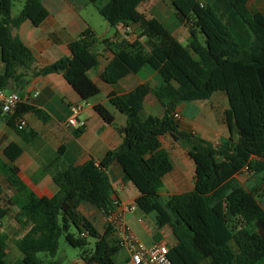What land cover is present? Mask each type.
Wrapping results in <instances>:
<instances>
[{"label": "trees", "instance_id": "trees-1", "mask_svg": "<svg viewBox=\"0 0 264 264\" xmlns=\"http://www.w3.org/2000/svg\"><path fill=\"white\" fill-rule=\"evenodd\" d=\"M85 1L110 26L133 23L141 29L133 42L102 40L113 53L102 80L113 85L150 68L159 74L161 84L151 88L145 83L124 94H109L111 104L127 117L122 143L99 163L89 160L55 173L58 190L50 198L35 195L18 176L14 163L23 152L21 146L12 142L3 149L0 175L16 192L9 195L0 184V264H57L54 258L62 236L69 246L81 250L84 264H117L114 257L123 248L117 231L107 224L101 232L80 210L83 203L104 216L113 209L115 193L108 168L114 161L123 167V182L133 183L139 192L136 206L145 215H155L159 230L170 228L175 242L168 246V256L173 264L264 262V15L250 10V0H167L176 19L166 27L139 10L148 0ZM12 6L13 0H0V49L5 65L1 89L10 79L21 77L18 67L30 68L35 62L20 37L11 35V28L26 20L39 26L49 16L42 0H26L16 18L11 17ZM180 26L188 29V45L173 34ZM98 41L92 30L82 33L69 43L70 56L38 69L35 75L63 73L83 100L97 96L100 88L89 71L99 63L93 50ZM219 91L229 103L223 121L230 130L236 127L238 140L230 136L214 145L181 131L180 119L175 118L178 105L209 100ZM149 93L165 107L163 116L145 111ZM95 110L106 123H114L113 114L103 105H96ZM25 112L48 118L33 106L20 104L9 121L13 128L15 118ZM16 131L25 141L36 136L33 131ZM83 131L75 129L73 134L77 137ZM166 135L189 146L195 181L191 192L163 199L160 189L173 169L161 142ZM62 153L63 147L59 149ZM246 168L262 176L259 189L247 190L237 179ZM13 207L18 209L25 232L15 242L21 258L9 263L8 236L1 226ZM90 237L95 239L93 248ZM39 253L46 257L38 258Z\"/></svg>", "mask_w": 264, "mask_h": 264}, {"label": "crops", "instance_id": "crops-1", "mask_svg": "<svg viewBox=\"0 0 264 264\" xmlns=\"http://www.w3.org/2000/svg\"><path fill=\"white\" fill-rule=\"evenodd\" d=\"M252 2H255L253 6ZM42 3L49 11V16L41 25L35 26L31 21L26 20L19 26L11 28V35L20 37L31 50L35 62L30 68L18 67L17 75L21 77L10 79L4 90L18 93L22 99L21 104L37 108L48 118L43 119L34 112L22 114L27 121L25 131L36 132V136L32 140L25 141L10 125L9 121L12 115H5L0 112V157L5 160L3 149L8 144L12 142L19 144L23 152L14 163L19 169L18 176L35 195L50 198L58 190L53 182L55 173L64 171L70 166L84 164L89 160L99 163L108 151L117 148L122 143L123 134L121 130L126 127L127 117L111 104L109 94L112 92L124 94L145 83L149 84L151 88H156L161 82L155 81L156 72L152 73L148 69H143L136 74L125 76L116 84L105 83L101 75L113 57V53L105 48L102 43L104 38L97 34L94 23L96 20L93 19V14L89 9L90 4L85 0H42ZM262 4H264V0H250L249 8L254 13L260 12L264 15ZM142 6L139 10L144 13L141 9ZM23 7L17 14H14L12 6L11 17H18ZM151 16L157 18L166 27L172 25L176 19L174 11L170 23L165 22L157 14ZM110 27L116 29L115 34L111 33ZM180 27L175 32L177 30L181 32ZM185 28L188 32L187 27ZM89 30H92L99 39L93 46L94 52L99 55V63L96 68L89 71L90 78L100 88V93L97 96L83 100L66 81L63 73L35 75L38 69L52 64L62 57L70 56L69 43ZM140 33L141 29L137 24L110 26L106 22L104 34L109 35L108 38L111 39H127L133 42L138 39ZM4 72L5 65L1 60L0 49V75ZM98 104L103 105L113 114L115 118L113 124L106 123L97 113L95 106ZM74 105H82L79 117L85 121L84 131L77 137L73 134L75 129L66 126V120L70 116V108ZM190 107L193 108L192 113L190 115L191 110H187L189 115L186 116L185 108L189 109ZM144 109L148 114L157 117L163 116L165 112V107L153 93L147 95ZM227 109H229V103L225 93H215L209 100L182 102L177 107L181 117L179 128L181 131L193 133L198 138L214 145H220L223 139L230 136L233 137L234 141H237L236 127L234 126L230 130L223 121V115ZM161 142L163 148L169 152L173 162L172 171L165 176L163 181L162 188H166L165 195L191 192L194 189L195 164L188 154L189 146L182 141L173 140L170 135L162 137ZM61 147H63V153L59 154ZM108 177L113 193H115L114 200H118L122 204L136 205L139 192L133 183L123 182L124 170L119 162L111 163L108 168ZM246 178H250L249 181H246ZM237 179L250 191H253L252 189L256 187L258 181H260V185L262 182V176L255 175L253 172L240 174ZM0 184L9 195L16 192L14 188L8 186L1 175ZM259 187L255 189H259ZM160 194L164 195L161 191ZM83 206L80 207L81 212L90 219L83 211ZM144 215L137 206L134 211L126 215V222L132 232L142 240V237L139 236V229L134 225V222H137L144 230V241H142L145 244L150 245L157 242V239L167 242L166 229L159 230L157 225L154 228L150 227L144 222ZM102 216L107 225V216ZM18 219V209L13 207L9 215L2 221L4 228L1 226V232L8 236V241L14 238L16 242L25 232L24 226V232L18 230L16 226L14 227L17 223L22 224ZM91 221L103 232L104 229H100L93 220ZM73 264H84V262L80 259ZM201 264H209V262L204 261Z\"/></svg>", "mask_w": 264, "mask_h": 264}, {"label": "rangeland", "instance_id": "rangeland-1", "mask_svg": "<svg viewBox=\"0 0 264 264\" xmlns=\"http://www.w3.org/2000/svg\"><path fill=\"white\" fill-rule=\"evenodd\" d=\"M24 2H26V0H13V13L14 14H17V12H19V10L23 7V5L25 4ZM255 4V2L253 3L252 2V6ZM262 9H264V4H262ZM89 9L91 11V13L93 14V19L96 20L94 21L95 23V26H96V31H97V34H99L101 37H103L104 39L105 38H108L109 35H105V29H106V21L105 19L99 14L97 8L90 4L89 6ZM142 11L146 14H148L149 16L151 15H159L165 22H168L170 23L171 21V18H172V13H173V9L170 5V1H167V0H148V2H146L143 6H142ZM110 31L111 33L115 34L116 33V29L115 28H112L110 27ZM181 29V32L180 31H176L175 32V36L181 40L185 45H188V32L186 30L185 27H180ZM98 35V36H99ZM150 70V72H154L153 70H151L150 68H145V70ZM155 81L158 83V82H161V77L159 76V74H156V79ZM217 93H224L222 91H219ZM187 110H191L190 111V115L192 113V110L193 108H185V113H186V116L189 115V112ZM181 119V117L179 118ZM193 163V162H192ZM249 176V175H248ZM250 176L252 177V175L250 174ZM250 178H246L245 180L246 181H249ZM247 186L248 183H247ZM260 186V181H258L256 187ZM256 187H254L252 190H254ZM166 188H162L160 189L161 193L164 194L162 195L163 199L167 198L168 195L166 194L165 195V190ZM249 189V187H248ZM83 211L89 216V218L91 220H93L97 226L100 228V229H104V227L106 226V223L104 220H103V216L102 214H99L98 210L90 207V206H87V205H90L88 203H83ZM141 216V213L139 214ZM144 222L149 225L150 227L154 228L155 227V215L153 213L151 214H148V215H144ZM134 225L137 226V228L139 229L138 232L140 233L139 236L142 237V240L144 238V230L141 229V226L137 223V222H134ZM3 228H4V224H2ZM16 226V228L18 230H20L21 232H24L23 231V225L22 224H18L17 225H14V227ZM166 240H167V245L170 246L172 245L174 242H175V239L171 233V230L170 228L166 227ZM88 241H89V246L90 247H94L95 245V239L94 238H88ZM144 241V240H143ZM8 244H9V247H8V261L9 263H13L14 261H16L17 259L21 258V253L19 252V250L17 249L16 247V244H15V239L11 238L9 241H8ZM80 253H81V250L79 248H73L71 246H69L64 238V236H62L60 239H59V251H58V255L54 258L55 261H57V264H73L75 261H78L80 260ZM38 258L40 259H43L46 257V254L45 253H39L38 255ZM129 258V254L127 252V250L125 248H122L119 250V252L116 254V256L114 257L115 259V262L117 264H124L126 259ZM260 264H264V262L260 263Z\"/></svg>", "mask_w": 264, "mask_h": 264}, {"label": "built area", "instance_id": "built-area-1", "mask_svg": "<svg viewBox=\"0 0 264 264\" xmlns=\"http://www.w3.org/2000/svg\"><path fill=\"white\" fill-rule=\"evenodd\" d=\"M22 99L16 92H8L0 88V110L5 115H14ZM82 105H74L70 108V116L66 120V126L72 129L85 127V121L80 119ZM179 119L180 115L175 114ZM17 130L23 131L27 128V121L23 116L14 120ZM248 172V168L245 170ZM136 209V205L122 204L113 200V209L107 215L110 224L118 233L120 244L129 254L127 264H173L169 259V247L166 242L157 241L150 245L145 244L135 235L126 222V215ZM85 235V234H83Z\"/></svg>", "mask_w": 264, "mask_h": 264}]
</instances>
